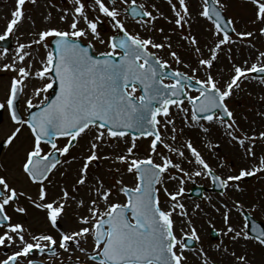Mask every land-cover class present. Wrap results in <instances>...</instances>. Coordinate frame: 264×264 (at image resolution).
I'll use <instances>...</instances> for the list:
<instances>
[{
	"label": "snow or ice",
	"instance_id": "obj_1",
	"mask_svg": "<svg viewBox=\"0 0 264 264\" xmlns=\"http://www.w3.org/2000/svg\"><path fill=\"white\" fill-rule=\"evenodd\" d=\"M72 2L74 9L67 29L48 27L37 34L38 39L31 42L48 48L51 43L49 38L54 41V49L46 53V59L41 61V68L35 72L36 77L45 81L42 88L35 90V95L48 92L58 82L59 93L55 99L49 102L45 98L39 111L36 112L31 110L37 105L29 99L27 105L30 118L23 119L17 113L15 102L18 94L23 91L24 81L33 75L32 70L25 66L17 69L15 63L3 66L4 70L17 72V76L12 79L6 103L0 102V109L7 107L11 120L17 125L6 137L5 143L12 144L24 126L30 130L33 143L26 151L22 171L32 184L38 185V194L33 198L26 191L15 187L7 176L0 175V227L6 226L7 229L0 234V246L7 247L19 242V248L6 259L0 260V264H19L20 257H28L34 253L56 257L60 255L59 250L85 253L94 264H184L186 259L184 249L190 243L189 234L184 233L183 238L177 237L173 213L179 208L180 215H187L185 206L179 202L178 197L185 192L182 186L184 178H191L193 173L183 168L181 162L159 153L158 145H163L169 153H175L183 159H187L183 150L187 149L194 157V161L188 162L200 166L194 174L196 176L206 174L224 189L229 188L231 182H238L264 171V156L259 157L258 165L250 169L241 168L237 175L221 178L216 175L191 140L183 145V149L165 143L162 139L161 127L167 130L168 125H172L171 139L173 141L177 139L175 121L169 118L170 109L175 106L179 112L184 113L185 122L190 120L199 124L203 132H208L210 129L200 124L201 120L224 126L228 130L227 135L240 145L245 155L255 157L254 147L257 137L249 136L239 129L226 101L233 95L235 89L240 87L242 80L249 78L250 74H264V51L259 52L257 62L252 63L250 67L247 66V61L243 65L234 64L232 75L221 87L209 70L214 67V61L218 59V52L222 46L235 42L229 34V26H232L231 31L240 39L251 38L254 33L238 32L234 26L235 22L231 19L225 22L222 9L227 5L224 0H203L198 15L210 21L215 28L214 35L221 37L214 47L209 49L210 56L200 58L198 67L193 69V72H197L203 67L208 73L206 78L200 79L196 75L190 76L179 70L165 71L171 67L169 62L162 60L150 49L165 47L171 49V43H160L151 37L144 38L139 34L128 33L124 23L118 19L120 11L115 6V0H112V7L107 6L104 0H94L99 11L110 17L114 26L123 32V37L119 40L113 36L107 42L110 50L94 55L89 51L94 45L89 42L87 47H83L81 38L87 36L90 30L92 36L100 43L103 44L105 41L100 39L96 20H89L84 0H72ZM25 3L26 0H16L12 18L7 24L6 31L0 35V40H4L13 32L14 27L25 19ZM31 3L35 4L36 0H31ZM123 3L128 4L129 0H123ZM252 3L256 6V20L264 23V0H252ZM168 4L175 16V19L169 20V23H174L180 29H184L187 24L190 31L191 11L187 0H178V5L174 0H168ZM152 7L155 8V5ZM129 10L133 17L141 18L139 23L142 25L153 23L158 18L153 15V11L147 10L144 4H137V0H131L129 7L124 9L125 13ZM63 11L64 14L60 19L67 21L68 10ZM157 12L163 15L158 9ZM81 19L86 23L87 30L79 27ZM160 31L164 30L161 28ZM259 31L264 34V27ZM181 38L189 41L195 46V52L202 55L195 36L182 35ZM164 39L168 41L171 37L165 36ZM26 47H31V44L19 45L20 62L31 55L24 51ZM170 55L177 64L182 63L176 51H171ZM166 78L173 82L166 84L164 82ZM193 88L199 95L189 94V89ZM185 100L191 105L190 116L189 109L184 107ZM225 117L228 119L226 120ZM90 131L94 132V135L89 141L88 154L82 157L83 163L72 189L79 192L80 186L88 183L89 166L102 158L98 155L99 148L109 140H123L128 145L125 149L127 155L121 152L116 156V160L124 163L127 171L133 173L136 178L134 187L123 186L122 181H118L122 185L118 191L127 197L125 203H115L110 200L113 194L112 188L106 187L103 180H97L94 189L90 190L93 198L87 202L84 198L77 199L67 187L61 189V195L57 198H48L45 182L51 183L50 174L62 163L57 154L67 155L73 143ZM238 131L242 134L237 135ZM58 137L68 138L67 142L59 146ZM142 137H152L149 141V151L153 155L159 154L162 162H154L153 155L143 158L135 155L137 140ZM259 139L264 140V132L259 133ZM45 143L49 145L50 150H45L42 146ZM72 159L75 160L76 157ZM171 169H176L177 173L183 175H172ZM166 173H168L167 177H165ZM176 179H179L181 186L174 192L169 191L165 186L166 180ZM234 186L237 189L240 187L238 183ZM161 188L169 197L167 209L162 206L160 200ZM21 197L35 209L42 210L51 226L59 229L58 239L50 233L42 232L38 235L32 234L31 240H28L24 225L11 223L12 217L7 213L9 206L18 213L28 212L27 208L20 205ZM69 201H75L81 208L86 207L88 213L78 217L81 227L72 230L62 229L59 225ZM236 207L243 209V205L240 204H236ZM225 208L224 235L232 233V239L239 237L245 240L255 239L260 245H264V228L255 236L249 235L247 223L241 231H236L230 223L231 210L227 209V205ZM244 219L247 221L248 217L245 216ZM252 227L255 230L256 225ZM190 237L199 240L195 228L191 229ZM89 239L92 243L91 253L82 246L87 244ZM216 247L219 248L220 245ZM200 253L203 264H214L203 249H200ZM232 255L235 256L238 264H248L246 255L237 256L235 252ZM69 259L71 260V257ZM76 260L77 264H82L79 257ZM27 264H35V261L29 259Z\"/></svg>",
	"mask_w": 264,
	"mask_h": 264
},
{
	"label": "rangeland",
	"instance_id": "obj_2",
	"mask_svg": "<svg viewBox=\"0 0 264 264\" xmlns=\"http://www.w3.org/2000/svg\"><path fill=\"white\" fill-rule=\"evenodd\" d=\"M84 2L89 20L101 21L107 31L103 33L97 28L100 39L105 41L103 44L92 36L90 30H88L89 34L87 36L81 38V41L86 44L91 42L94 45L95 54L110 50L107 42L119 29L114 26V22L110 17L99 11L98 6L94 4V0H84ZM174 2L178 5V0H174ZM104 3L112 7V0H104ZM187 3L191 11L190 31L187 24L184 29H180L174 23H169V20H174L175 16L168 4V0H137V4H144L147 10L153 11V15L158 16L153 23L146 25L139 23L140 20H132L126 16L124 9L128 8L131 0H129L128 4H124L123 0H115V6L120 11L118 19L124 23L128 33L139 34L144 38L151 37L160 43H171V49L165 47L164 49H150V51L162 60H167L173 70H179L190 76L196 75L200 79H205L208 73L203 67H200L197 72H193V69L198 67L200 58L210 56L209 49L214 47L221 37L214 35L215 28L210 21L198 15L203 0H187ZM224 3L227 7L222 10L229 19L235 22L236 30L238 32L252 31L254 36L240 39L234 33L232 39L235 42L223 45L218 52V59L214 61V67L209 71L219 81L221 87L232 75L234 64L243 65L247 61V66L250 67L252 63L257 62L259 52L264 51V34L259 31L260 28L264 27V23L256 20V6L252 3V0H224ZM153 5H155V8L152 7ZM15 7L16 0H0V24L1 22H8V19L11 20ZM65 9L68 10L67 21L60 19ZM73 9L72 0H36L35 4L31 3V0H26L24 5L25 19L14 27L13 48L9 51L0 50V102H5L9 82L17 76L16 71L4 70L3 66L15 63L17 69L25 66L32 70L33 75L24 81L22 91L20 111L25 118L29 111L27 101L32 99L33 104L37 105V107L41 106L45 98L48 99L51 91L50 89L46 93L41 92L39 96L35 95V90L42 88L45 83L44 80L35 76V72L41 68V61L46 59V53L51 49L50 47L45 48L41 44L31 42L38 39L37 34L48 27L67 29L68 23L72 19ZM157 9L163 15H159ZM79 27L87 30V25L83 19L80 20ZM161 28L164 30L163 32L160 31ZM1 29L2 27H0ZM182 35L195 36L199 42L198 46L201 48L202 55L196 53L194 50L195 46L191 45L189 41L182 39ZM165 36L171 37V40L165 41ZM249 40L251 43H249ZM20 44H31V47L24 49L25 52L31 55L26 56L23 62L18 59ZM171 51L177 52L182 63H176L170 55ZM164 82L166 84L172 83L170 80H165ZM189 94L198 95L191 92ZM226 103L233 112L239 129L249 136L257 137L254 147L255 157L245 155L240 145L227 135L228 130L224 126L219 123L209 124L207 121L201 120L200 124H204L205 127L210 129L208 132H203L199 124H195V122L190 120L185 122L183 119L184 113L179 112L175 106L170 109L169 118L175 121L177 139L175 141L171 139L172 125H168L167 130L161 127L162 139L165 143L183 149V145L191 140L194 147L197 148L213 171L221 178H226L228 175H237L241 168L250 169L258 165L259 157L264 156V140L259 139V133L264 132V78L258 79L250 75L249 78L243 79L240 87L235 89L233 95L228 98ZM184 107L189 109L190 116L191 107L188 101L184 102ZM3 110L2 117H0V144L2 142L5 143L6 137L17 127L10 116H8L6 109L4 108ZM241 134V132H237V135ZM93 135L94 132L90 131L86 136H82L70 148L67 155L61 156V165H58L57 169L49 176L51 183L45 182L49 199L57 198L61 195V189L67 187L73 196L77 199L84 198L87 202L93 198L90 190L94 189L97 180H103L106 187L112 188L113 194L110 197L112 202H126V196L118 189L122 185L134 187L136 178L133 173L127 171V166L124 163L116 160V156L121 152L127 155L125 149L128 145L123 140H109L99 148L98 155L102 158L94 161L89 166L88 183L80 186L79 192H75L72 189L79 168L83 163L82 157L88 154L89 141ZM151 139L152 137H142L137 140L138 147L134 149L137 157L143 158L147 155H153L149 151V141ZM66 142L67 139L57 140L59 146H63ZM32 143L31 132L27 126H24L19 136L12 144L6 143V148L0 154V174L7 176L9 181L19 190L26 191L33 198H36L38 185L30 183L21 171L26 151L31 147ZM42 146L45 150H50L48 144H43ZM183 150L187 159L180 158L175 153H169L163 145L158 149L159 153L170 156L174 161L181 162L183 168L193 173L191 178H184L182 186L185 192L181 197H178L179 202L184 204L187 215H180L181 210L179 208L173 213L174 230L178 238H183L184 233H188L190 236L192 228L196 229V233L199 236V240L195 239L197 246L194 250L188 251L184 249L186 257L184 264H203L200 249H203L204 253L207 254V257L214 264H238L235 256L232 255L233 252L237 256L246 255L248 264H264V245H260L254 239L245 240L243 237L232 239V233L224 235L223 232L225 229L223 220V214L226 211L225 205H227V209L231 210L229 213L230 223L236 231H241L245 225L244 212L250 213L264 224V171L257 172L253 179L249 181H245L243 178L241 181L231 182L229 188L221 195L209 193L201 200L189 198L188 193L194 185L210 187L211 181L206 174L200 176L194 174L200 166L194 162L189 163V160L194 161V157L191 156L187 149ZM72 157H76V159L73 160ZM103 157L108 158L105 159ZM153 160L157 163L162 162L159 154L153 155ZM64 161H68V163H64ZM170 172L172 175H183L182 173H177L176 169H171ZM167 176L168 173L165 174V177ZM118 181H122V185ZM237 183L240 186L239 189L234 186ZM165 186L168 187L169 191L174 192L181 184L179 179L166 180ZM157 187H160V185H157ZM159 196L162 206L167 209L169 207V197L164 193L163 188H161ZM236 204L243 205V209L236 207ZM20 205L28 209L27 214L15 212L11 206L7 208V213L12 217L11 223H21L25 226L28 231V237L25 236L30 238L29 240H31L32 234L38 235V233L42 232L50 233L57 239L59 238V229H52L48 226L42 210L35 209L23 197L20 198ZM101 208H103V203H101ZM87 214L86 207L81 208L75 201H69L63 218L59 221L60 228L72 230L81 227L78 223V217ZM212 228L218 231L220 235V239L217 241L210 238V229ZM6 230V227H1L0 234H3ZM216 245H220V247L217 248ZM82 246L88 250V253L92 252L91 239H89L87 244H82ZM14 247H19L18 241L11 246H0V260L4 257L5 249L13 251ZM66 253L58 261L59 264H61V261L77 264V257H79L82 264H94L91 260H85L87 255L79 251ZM69 257H71V260ZM83 258L84 260H82Z\"/></svg>",
	"mask_w": 264,
	"mask_h": 264
},
{
	"label": "water",
	"instance_id": "obj_3",
	"mask_svg": "<svg viewBox=\"0 0 264 264\" xmlns=\"http://www.w3.org/2000/svg\"><path fill=\"white\" fill-rule=\"evenodd\" d=\"M128 14H130V15L132 16L130 10L128 11ZM222 15L224 16L223 12H222ZM132 17H133V16H132ZM224 17H225V16H224ZM133 18H138V17H133ZM139 18H140V17H139ZM226 21H227V18L225 17V22H226ZM229 34H232L231 26H229ZM121 37H123V32H120V33H119V36H116V39L119 40ZM81 45H82L83 47H87V46H84L82 43H81ZM54 46H55V45H54V41H53V42H52V47H53V49H54ZM89 51H90L91 54H93L91 48L89 49ZM165 71H170V70L166 69ZM255 75H257V76H264V74H260V73H255ZM55 86H56V88L53 90V91H54V95L51 96L49 102H50L51 100L55 99V96L59 93L58 82L55 84ZM193 89H194V88H193ZM18 99H19V94H18L17 99H16V102H15V104H16V110H17V106H18V104H17V103H18ZM32 111H33V112L39 111V108H38V109H34V110H32ZM201 115H203V114H201ZM29 118H30V117H29ZM225 118L228 119L227 117H225ZM216 187H217V189H218L219 191H222V188L219 186L218 183H217ZM195 192H197V190L193 191L192 194H195ZM246 216L248 217V220H247V221H248V224H249V232H250V234L253 235V236L257 235L258 232H259V230L262 229V228H264L263 225L260 224V223H258V222H256L255 219H254L253 217H251V216H249V215H246ZM253 225H256L255 230H253V227H252Z\"/></svg>",
	"mask_w": 264,
	"mask_h": 264
},
{
	"label": "flooded vegetation",
	"instance_id": "obj_4",
	"mask_svg": "<svg viewBox=\"0 0 264 264\" xmlns=\"http://www.w3.org/2000/svg\"><path fill=\"white\" fill-rule=\"evenodd\" d=\"M2 24V25H1ZM0 27L4 28L5 24L3 22H1ZM5 254H7V252H5ZM65 254L64 251H60V255L56 256V257H49L48 255H40L39 253H34L33 257H42L41 259H44V263L45 264H59L58 261H60V259H62V256ZM63 264H69L68 262H63Z\"/></svg>",
	"mask_w": 264,
	"mask_h": 264
}]
</instances>
